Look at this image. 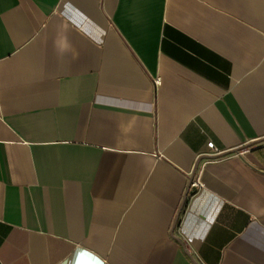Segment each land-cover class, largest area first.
<instances>
[{"label": "crops", "instance_id": "1", "mask_svg": "<svg viewBox=\"0 0 264 264\" xmlns=\"http://www.w3.org/2000/svg\"><path fill=\"white\" fill-rule=\"evenodd\" d=\"M0 264H264V0H0Z\"/></svg>", "mask_w": 264, "mask_h": 264}, {"label": "built area", "instance_id": "2", "mask_svg": "<svg viewBox=\"0 0 264 264\" xmlns=\"http://www.w3.org/2000/svg\"><path fill=\"white\" fill-rule=\"evenodd\" d=\"M156 83L158 82V79H156L155 81ZM207 147L209 148V152H207V154L211 155V156H216V155H219L221 153V151L219 149H217L212 142H208L207 143ZM202 186V183H200L199 180L197 179H191L189 181V184H188V188H191V187H201Z\"/></svg>", "mask_w": 264, "mask_h": 264}]
</instances>
